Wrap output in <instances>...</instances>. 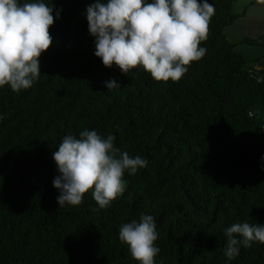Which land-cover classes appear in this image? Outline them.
I'll list each match as a JSON object with an SVG mask.
<instances>
[{
  "label": "trees",
  "instance_id": "obj_1",
  "mask_svg": "<svg viewBox=\"0 0 264 264\" xmlns=\"http://www.w3.org/2000/svg\"><path fill=\"white\" fill-rule=\"evenodd\" d=\"M44 2L55 8L40 77L19 92L0 88V264H139L118 233L142 213L156 221L155 264H264L259 242L231 261L222 251L225 228L264 224V71L224 33L239 16L234 0H209L205 55L167 82L95 56L85 15L94 0ZM113 78L121 88L108 91ZM86 128L148 164L125 171L107 208L93 211L91 190L59 208L52 153Z\"/></svg>",
  "mask_w": 264,
  "mask_h": 264
},
{
  "label": "clouds",
  "instance_id": "obj_2",
  "mask_svg": "<svg viewBox=\"0 0 264 264\" xmlns=\"http://www.w3.org/2000/svg\"><path fill=\"white\" fill-rule=\"evenodd\" d=\"M257 3L264 4V0ZM54 8L44 0L23 4L0 0V88L8 85L19 92L40 77V56L53 42L49 27L54 23ZM61 11L56 10V19ZM214 14L209 0H94L85 10L89 33L95 38L94 54L105 66H116L123 74L139 66L165 82L179 81L187 66L205 55L207 50L200 44L208 38ZM104 84L108 91L121 88L115 78ZM115 139V135L105 138L87 128L78 138L75 134L62 138L52 153L58 172L52 184L59 191V208L80 205L89 190L98 205L93 211L107 208L126 189L125 171L134 175L147 166L146 159L131 157L116 147ZM156 227L154 216L142 213L139 220L119 228V240L139 264H155L160 252ZM224 237L223 255L231 261L242 247L264 244V224L233 223L224 229Z\"/></svg>",
  "mask_w": 264,
  "mask_h": 264
},
{
  "label": "crops",
  "instance_id": "obj_3",
  "mask_svg": "<svg viewBox=\"0 0 264 264\" xmlns=\"http://www.w3.org/2000/svg\"><path fill=\"white\" fill-rule=\"evenodd\" d=\"M234 10L239 16L224 33L235 43V49L248 59V67L264 71V4L257 0H234Z\"/></svg>",
  "mask_w": 264,
  "mask_h": 264
}]
</instances>
